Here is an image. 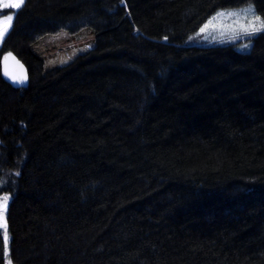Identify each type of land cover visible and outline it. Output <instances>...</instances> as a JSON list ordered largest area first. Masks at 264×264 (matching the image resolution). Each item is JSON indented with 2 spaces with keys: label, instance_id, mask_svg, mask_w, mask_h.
Segmentation results:
<instances>
[{
  "label": "trees",
  "instance_id": "16d2710c",
  "mask_svg": "<svg viewBox=\"0 0 264 264\" xmlns=\"http://www.w3.org/2000/svg\"><path fill=\"white\" fill-rule=\"evenodd\" d=\"M247 6L264 17L25 0L0 47V264H264V33L245 53L196 37Z\"/></svg>",
  "mask_w": 264,
  "mask_h": 264
},
{
  "label": "snow or ice",
  "instance_id": "6c2138e0",
  "mask_svg": "<svg viewBox=\"0 0 264 264\" xmlns=\"http://www.w3.org/2000/svg\"><path fill=\"white\" fill-rule=\"evenodd\" d=\"M25 3V0H0V12L6 10H19ZM251 11L252 15L249 16L248 12ZM230 16V17H239L234 19L233 23L228 27L239 31L245 37L255 36L260 33H264V17L255 14L254 7H251L248 10H237V11H221L217 13V16ZM15 18V14H6L4 16H0V42L3 41L4 37L10 31L12 27V22ZM215 17L210 19L208 23H206L201 29L200 32L204 33L208 28L213 27V20ZM250 47L249 44H245L241 50ZM11 57V53L4 57L5 62ZM12 59H15L12 57ZM18 63V62H17ZM22 67V66H21ZM8 75V73H5ZM13 82L23 84L26 82V74L22 76H11L10 77ZM11 199L10 194L4 193L0 194V229H6V221L4 219V213L7 208L8 201ZM4 240L7 243L8 237L6 232L4 233Z\"/></svg>",
  "mask_w": 264,
  "mask_h": 264
},
{
  "label": "rangeland",
  "instance_id": "374dc122",
  "mask_svg": "<svg viewBox=\"0 0 264 264\" xmlns=\"http://www.w3.org/2000/svg\"><path fill=\"white\" fill-rule=\"evenodd\" d=\"M251 7H253V6L242 7V8H239V9L220 10V11L216 12L210 18V19H212L213 17H215V19L213 20V27L208 28L204 33H201L200 30H199V32L196 35V37H203L204 40L207 41V42H205V44H215V45H220V46H225V45L226 46H235L236 49H238L239 52H242V53L243 52L244 53L245 52H249L251 50V48H252V41L251 40L256 35L255 36H251V37H245L239 31L228 27L229 25H231L233 23L234 19H237L239 17H230V16H226V15L217 16V13H219L221 11L227 12V11H237V10H248ZM254 10H255V8H254ZM9 11H11V13H14V11H16V10L13 9V10H9ZM255 14H256V11H255ZM248 15L249 16L252 15L251 11L248 12ZM208 21L206 23H208ZM249 41H250V47H248V48H246L244 50H241V48L245 44H249ZM2 42H0V47L2 45ZM4 215H5V213H4Z\"/></svg>",
  "mask_w": 264,
  "mask_h": 264
},
{
  "label": "water",
  "instance_id": "95a60500",
  "mask_svg": "<svg viewBox=\"0 0 264 264\" xmlns=\"http://www.w3.org/2000/svg\"><path fill=\"white\" fill-rule=\"evenodd\" d=\"M12 57L13 56L9 57L7 62H5V60L3 58V60H2L3 74H4L5 78L7 79V81L10 82L17 89H25L29 85V76H28L27 69L25 68V66L18 59H16L15 57H14L15 59H12ZM6 72L8 73V75L5 74ZM24 74H26L27 79H26V82L23 83V84L15 83L10 78L11 76L19 77V76H22Z\"/></svg>",
  "mask_w": 264,
  "mask_h": 264
}]
</instances>
